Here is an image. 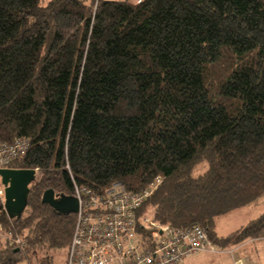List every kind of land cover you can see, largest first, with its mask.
I'll use <instances>...</instances> for the list:
<instances>
[{
	"label": "trees",
	"instance_id": "1",
	"mask_svg": "<svg viewBox=\"0 0 264 264\" xmlns=\"http://www.w3.org/2000/svg\"><path fill=\"white\" fill-rule=\"evenodd\" d=\"M16 139L11 168L36 178L20 218L0 210L25 242H0V264L68 251L76 217L41 202L49 189L142 195L159 179L137 218L220 248L261 239L264 212L213 228L264 194V0H0V143Z\"/></svg>",
	"mask_w": 264,
	"mask_h": 264
},
{
	"label": "built area",
	"instance_id": "2",
	"mask_svg": "<svg viewBox=\"0 0 264 264\" xmlns=\"http://www.w3.org/2000/svg\"><path fill=\"white\" fill-rule=\"evenodd\" d=\"M28 146L26 139L0 143V170L13 169L12 164L25 155ZM159 182L157 179L142 195L127 192L119 184L104 196L76 190L73 196L79 209L65 264H182L199 252H221L200 226L176 229L150 216L137 218L138 208ZM4 193L0 177V210L6 213ZM12 237L0 223V242L24 248V241Z\"/></svg>",
	"mask_w": 264,
	"mask_h": 264
},
{
	"label": "water",
	"instance_id": "3",
	"mask_svg": "<svg viewBox=\"0 0 264 264\" xmlns=\"http://www.w3.org/2000/svg\"><path fill=\"white\" fill-rule=\"evenodd\" d=\"M0 177L5 187L4 209H6L7 216L9 219L20 218L27 207L29 185L36 178L35 171L4 169L0 170ZM41 202L52 207L59 214H76L79 209L78 200L74 196L56 197L51 189L43 193Z\"/></svg>",
	"mask_w": 264,
	"mask_h": 264
},
{
	"label": "rangeland",
	"instance_id": "4",
	"mask_svg": "<svg viewBox=\"0 0 264 264\" xmlns=\"http://www.w3.org/2000/svg\"><path fill=\"white\" fill-rule=\"evenodd\" d=\"M46 1L48 0H41V3H45ZM126 1L128 2L137 1L138 2L140 0H126ZM200 172H201V169L198 168L195 171V174L200 173ZM263 212H264V194L263 196L260 197L259 201H257L256 203L250 204L247 207L245 206V207L238 208L230 213H227L226 215L217 217L214 221L215 223H214L213 230L218 236H226L231 231L237 230L238 227L247 224L251 219H254L260 216V214ZM147 213L149 214V212ZM2 243L6 244L7 242H2ZM240 244H243V243H240ZM233 247L234 246H230V245H228V247H225V248L221 247L220 248L221 252H219L217 256L223 252L227 255H231V256L234 255V258H237V254L233 253ZM66 255H67L66 250H63V249L62 250H51V252H49V257H50V262H51L50 264H65ZM195 255H199L201 257V260L196 262L197 264H208L209 259L214 260V257H210V256H216V255H209V252L208 253L199 252V253H196ZM195 255L189 258H193L195 257ZM41 256H43V252H39V258H41ZM224 261H225L224 264H229V261L227 259H224ZM16 264H40V263L38 259H36L33 255L30 254L29 259L19 260V262H17Z\"/></svg>",
	"mask_w": 264,
	"mask_h": 264
},
{
	"label": "crops",
	"instance_id": "5",
	"mask_svg": "<svg viewBox=\"0 0 264 264\" xmlns=\"http://www.w3.org/2000/svg\"><path fill=\"white\" fill-rule=\"evenodd\" d=\"M233 253L237 254V258H234V255H227L223 252L218 256L217 254L219 253H209V255L216 256H210L214 257V260L209 259L208 264H224V259H227L229 264H264V237H261V239H250L247 242H243V244H239V246L233 247ZM199 255L185 259L182 264H197L196 262L201 260Z\"/></svg>",
	"mask_w": 264,
	"mask_h": 264
},
{
	"label": "bare ground",
	"instance_id": "6",
	"mask_svg": "<svg viewBox=\"0 0 264 264\" xmlns=\"http://www.w3.org/2000/svg\"><path fill=\"white\" fill-rule=\"evenodd\" d=\"M3 143V142H2ZM160 183V182H159Z\"/></svg>",
	"mask_w": 264,
	"mask_h": 264
}]
</instances>
